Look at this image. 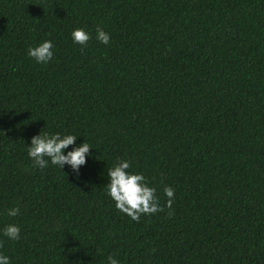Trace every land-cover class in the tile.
Listing matches in <instances>:
<instances>
[{
    "label": "trees",
    "instance_id": "16d2710c",
    "mask_svg": "<svg viewBox=\"0 0 264 264\" xmlns=\"http://www.w3.org/2000/svg\"><path fill=\"white\" fill-rule=\"evenodd\" d=\"M74 27L89 32L84 46ZM44 39L53 58L37 64L27 47ZM39 132L92 147L78 173L32 164ZM117 158L160 211L133 220L115 207ZM9 223L20 227L17 240L0 234L10 264H264V0H0Z\"/></svg>",
    "mask_w": 264,
    "mask_h": 264
},
{
    "label": "clouds",
    "instance_id": "9594fccd",
    "mask_svg": "<svg viewBox=\"0 0 264 264\" xmlns=\"http://www.w3.org/2000/svg\"><path fill=\"white\" fill-rule=\"evenodd\" d=\"M70 35L72 42L81 46H84L90 38L89 32L83 27H74ZM95 38L104 45L110 42L109 34L100 27L95 30ZM53 48V42L44 39L35 45H29L26 55L37 64H46L53 58ZM76 138L77 135L71 133L39 132L26 144L27 156L38 168L42 169L51 164L62 169L66 164L73 172L78 173L80 166L86 162V156L90 155L89 149L92 147L84 140L77 143ZM128 169V160L117 158V162L106 170V194L114 201L115 207L133 220H138L141 213L150 214L160 211L156 189L149 186L142 173ZM174 191L170 185L163 188V194L167 198L165 204L168 207L172 204ZM18 213L17 207L7 209L8 216H16ZM0 234L10 240H17L20 227L14 223L6 224L0 228ZM106 261L107 264H120L112 255H109ZM0 264H10L9 256L0 253Z\"/></svg>",
    "mask_w": 264,
    "mask_h": 264
}]
</instances>
